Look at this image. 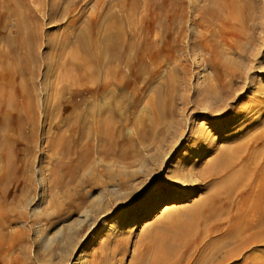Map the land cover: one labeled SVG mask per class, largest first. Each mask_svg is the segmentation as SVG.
Wrapping results in <instances>:
<instances>
[{"label":"rangeland","instance_id":"1","mask_svg":"<svg viewBox=\"0 0 264 264\" xmlns=\"http://www.w3.org/2000/svg\"><path fill=\"white\" fill-rule=\"evenodd\" d=\"M129 1L112 0V8L118 15H125ZM139 1L141 6L135 15L136 25L147 35L151 45L145 48L148 43L143 42L142 47L135 52L129 68L132 71L139 59L144 57L150 63V71L155 73L153 77L148 75L151 78L144 79L129 75L112 93L108 83L100 86V82V92L93 96L92 90L87 92L84 86H73L70 92L58 93L54 71L46 78H38L35 112L27 109L20 112L7 109L5 114L2 111L1 118L3 117L5 126V130L0 133L2 264H133L137 250L141 249V246L135 244L141 231L163 212L181 208L196 200L205 191V187L189 185L183 180L191 172L190 167L207 160L213 145L215 148V144L220 146L227 139L239 136L242 127L246 129L247 123L258 116L260 107L263 110L261 117H264L263 92L255 95L261 101L259 108L253 110L248 105L255 86L264 85V0H254L256 7L258 6L252 19L254 23L251 21L253 24L244 27V30L239 28V23L231 24L225 18L209 25L206 23L207 17L202 13V0H181L173 12L181 23L178 24L179 28L166 26L160 32L153 28L154 11L145 0ZM120 2L125 5L123 10L119 8ZM158 2L164 7L167 5V0ZM56 4L60 7L63 2L57 0ZM190 4L195 5V9L190 8ZM95 10L91 0H78L67 15L61 14L59 10L55 21L46 22L44 28L56 31L57 37L60 35L58 31H62L77 17L76 25L90 21V13ZM169 14L172 15H165L167 22L171 18ZM129 27V23L125 21V28L129 30ZM11 29L14 30L13 24ZM70 40H73V35ZM236 67L245 76L243 83L232 82L234 92L227 97L226 108L221 111L214 106L212 112H207L204 106L199 107L195 103L200 90L208 85L213 86L217 77L228 79ZM170 73L176 75L178 94L170 113L160 108L158 112L148 107L147 101L155 95L154 90L157 87L162 94L165 93L166 80ZM236 85L240 86L236 88ZM125 92L129 99V109L123 108L122 112L127 114L130 122L125 125L123 133H133L135 126L147 125L155 111L159 113L158 126L164 128L165 133L162 141L153 146L155 157H151L153 149H142V152L132 154L133 163L127 167L121 161L99 156L93 159V163H107V167L113 170L125 168L132 171L136 175L133 183L144 178L142 187L132 196L124 199L122 195L125 190H120L117 199L110 204L107 211L95 212L93 206L97 203L94 201L99 200L101 204L107 200V196L102 188L87 187L80 179H76L73 184L67 181V174L76 159L73 153H69L67 162L62 166L66 171L62 185H51L55 159L64 148L63 136L73 131V128L63 130L65 120L67 116L75 115L78 111L75 107L66 108L65 104L69 103V99L73 103H81L84 98L90 104L96 102L105 110L107 106L115 103L110 99V94L115 100H120L121 93ZM180 96L185 98V102H182ZM14 97L17 102L23 101V96L18 93ZM240 102L242 104L236 106ZM54 104H59V109L53 108ZM47 114L51 117L46 116ZM18 116L26 119L21 126H18ZM142 121L144 124H140ZM74 146L79 147V140H74ZM90 171H93V167ZM107 179L104 178L107 188L117 191L116 181V184H110ZM170 180L173 184L169 183ZM180 186L183 189L172 197L170 193L176 189L178 191ZM171 188L175 189L170 190ZM83 194L86 196L85 200L80 202ZM178 219L179 217L174 218ZM174 220L170 221L178 223L176 228L172 226L173 223L167 226L170 221L164 222L165 234L170 232L176 236L188 230L201 231L204 227L206 230L210 227L201 225L194 218L188 221L180 216V221ZM186 224L188 229L185 228ZM181 226L182 231L179 230ZM249 235L251 231L247 230L241 236H231L230 241L223 247H218L216 243L218 250L212 254L208 252V264H264V227L256 231V236ZM220 238L210 236L215 241ZM203 255L199 249L192 250L187 264H197ZM149 257L147 255L145 264Z\"/></svg>","mask_w":264,"mask_h":264},{"label":"bare ground","instance_id":"2","mask_svg":"<svg viewBox=\"0 0 264 264\" xmlns=\"http://www.w3.org/2000/svg\"><path fill=\"white\" fill-rule=\"evenodd\" d=\"M60 1L63 4L58 7L57 0H0V133L5 130L3 117L1 118L2 111L5 114L7 109L19 112L27 109L32 113L35 112L38 78H46L54 71L58 93L70 92L73 86H84L85 91L92 90L93 96L100 92V82V86L108 83L112 93L129 75L133 78L150 79L148 75L153 77L155 74L150 71V63L144 57L139 59L132 71L130 70L132 58L142 47L143 42L148 43L145 48L151 45L150 39H147V35L136 25L135 15L139 11L141 1L130 0L125 15H118L112 8V0H91L96 9L95 12L90 13L91 20L76 25L77 17L71 20L62 31L59 30L60 35L56 37V31L46 30L44 24L54 22L59 10L61 14L67 15L78 0ZM180 1L167 0V5L164 7L158 0H145L155 13L153 21L155 31L160 32L166 26L179 28L178 24L181 23L173 12ZM202 5V13L207 17L206 23L209 25H214L225 18L231 21V24L239 23L237 25L243 30L244 27L254 23L252 19L258 7L254 0H202ZM119 8L123 10L125 5L120 2ZM190 8L195 9V5L190 4ZM167 13L172 14H169L171 18L168 22L165 21ZM125 21L129 23V30L125 28ZM11 24L14 30L11 29ZM68 27L71 29H65ZM72 35L73 40H70ZM244 76L245 73L236 67L228 79L217 77L213 86L208 85L207 88L198 92L195 103L199 107L204 106L207 112H212L214 106L222 111L226 108L227 97L233 95L232 82L242 81L243 83ZM176 81V75L170 73L166 80L165 93L162 94L160 88H155V95L148 98V107L156 111L159 108L164 109L165 112L170 113L175 96L178 94ZM253 92L248 99L250 103L246 104L255 110L261 103L255 95L264 93V85L255 86ZM17 93L23 96L22 102L15 100L14 96ZM109 97L115 103L107 106L105 110H102L96 102L90 104L84 98L81 103H73L69 99V103L65 104L66 108L75 107L78 111L75 115H66L63 130L68 131L73 128V131L63 136L64 148L61 155L55 159L51 172V185H62V179L66 174L62 166L67 162L69 153H73L76 159L67 174V181L73 184L76 179H80L87 187L102 188L107 196V200L103 203L100 201L101 204L99 200L94 201L98 204L93 206L95 212L107 211L110 204L117 199L120 190H125L122 195L124 199L132 196L138 191L144 178L133 183L132 180L136 175L132 171L131 173L125 168L113 170L107 167V163L100 164V161L93 163V159L99 156L121 161L127 167L133 163L132 154H138L142 152V149L147 151L153 149L151 157H155L156 151L153 146L162 141V135L165 133L164 128L158 126L159 110L155 113L151 110L153 112L151 116L155 115L151 121L148 120L147 125L135 126L133 133H123L125 125L130 122L127 114L122 112L123 108L129 109L127 92L121 93L120 100H115L112 94ZM179 98L185 102L184 97ZM241 104L242 102L236 106L239 107ZM53 108L59 109V104H54ZM262 113L263 110L260 107L258 116L249 123L246 121L248 126L246 129L242 127L239 136L227 139L222 145L219 144L220 146L215 144V148L213 145L207 160L190 167L191 172L189 171L190 173L186 174L188 176L183 180L189 185L205 187V191L193 202L181 208L163 212L141 231L135 243L136 246H141V249L137 250L133 264H145L147 255H150L147 264H187L194 249H199L201 255L204 254L197 264H208L210 254L217 251L218 247L226 245L231 236H241L247 230L251 231L249 236H256V231L264 227V117H261ZM46 116L51 117L50 114ZM18 120V126H21L26 119L24 116H18ZM142 123L143 121L140 122ZM243 124L245 125V122ZM218 135H221V132H218ZM75 139L79 140V147L74 146ZM91 167L93 171H90ZM104 178H108L107 182L110 184L117 183V191L107 188L108 184H104ZM178 182L180 183V180ZM169 183L173 184L171 180ZM181 189L183 186L170 194L175 197ZM83 195L80 202L85 200L86 196ZM180 216L188 221L192 218L198 219L201 225L210 227L207 228L208 231L204 227L201 231L188 230L182 233L181 226L179 235H171L170 232L165 234L164 222L173 221L177 217L180 219ZM179 219L174 221H180ZM171 223L173 222L170 221L167 226ZM177 225L178 223H173L172 226L176 228ZM186 227L188 229L187 224ZM210 236L221 238L215 241L210 239ZM1 256L0 264L3 263Z\"/></svg>","mask_w":264,"mask_h":264}]
</instances>
